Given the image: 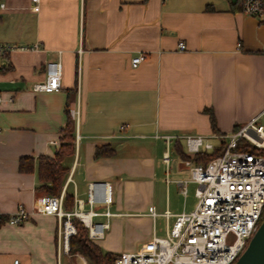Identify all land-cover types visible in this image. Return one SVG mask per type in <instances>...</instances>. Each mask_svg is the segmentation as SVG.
Returning <instances> with one entry per match:
<instances>
[{
  "label": "crops",
  "instance_id": "1",
  "mask_svg": "<svg viewBox=\"0 0 264 264\" xmlns=\"http://www.w3.org/2000/svg\"><path fill=\"white\" fill-rule=\"evenodd\" d=\"M4 2L0 43L39 45L8 50L1 61L0 264H90L62 249L58 217L39 209L47 193L36 188L37 157L55 155L68 114L75 149L60 193H73V207L89 181L107 180L114 194L113 214L93 215L109 222L94 240L120 253L166 235L178 213L195 208L187 199L195 182L186 193L178 184L198 151L186 135L213 142L264 115V23L243 0H38L37 10L34 0ZM56 58L61 87L34 89ZM21 156H33L34 169L21 171ZM19 206L29 217L9 223Z\"/></svg>",
  "mask_w": 264,
  "mask_h": 264
},
{
  "label": "built area",
  "instance_id": "2",
  "mask_svg": "<svg viewBox=\"0 0 264 264\" xmlns=\"http://www.w3.org/2000/svg\"><path fill=\"white\" fill-rule=\"evenodd\" d=\"M32 6L38 9V0ZM5 7L0 1V9ZM244 10L264 23V0H243ZM39 44L15 45L0 43V66L4 53L13 48H37ZM179 48L185 42H178ZM143 58L137 54L134 64ZM62 62L60 58L49 59L45 64V78L33 83L36 90L52 91L61 87ZM1 100V96H0ZM75 110L72 109V114ZM169 136H167L168 138ZM228 137L224 151L206 163L185 160L189 176L178 180L180 190L186 193L189 181L196 183L197 204L191 211L176 215L170 231L159 236L153 234L137 250L121 251L114 264H233L246 248L250 238L264 218V121L259 116L240 125ZM186 142L191 150L200 146L213 149V142L204 140L202 135L188 134ZM240 143L254 147L242 148ZM113 200L112 185L107 180L88 182L87 197L75 198L70 209L64 206V191L45 195L39 209L53 213L59 219V237L62 249L69 251V237L76 232L73 217H78L88 227L89 236L94 239L103 235L108 219L95 221L93 215L113 212L109 206ZM89 207H85V203ZM103 204L106 209L99 211L95 205ZM150 213L155 215L154 206ZM29 210L19 206L7 216L9 223H20L29 217ZM169 215V212L166 211ZM233 233V239L228 236ZM12 264H22L16 257Z\"/></svg>",
  "mask_w": 264,
  "mask_h": 264
},
{
  "label": "trees",
  "instance_id": "3",
  "mask_svg": "<svg viewBox=\"0 0 264 264\" xmlns=\"http://www.w3.org/2000/svg\"><path fill=\"white\" fill-rule=\"evenodd\" d=\"M1 1V0H0ZM5 54V53H4ZM7 68V65L1 63L0 69ZM210 113L213 129L219 131L217 118L212 108H206ZM75 123L70 114L67 116L66 125L62 128L61 144L56 150L54 156L41 154L37 157V177L38 184L36 188L43 190L47 194H59L68 172V166L65 164L67 156L73 154L75 149ZM242 148L254 149L247 143H240ZM226 147V141H222L220 145H216L211 151L201 149L193 154L195 162L206 163L212 158L221 154ZM103 153L101 147H97L96 155ZM33 156H21L19 159V169L21 171H29L34 169L35 161ZM73 205V193L69 190L64 194V206L70 209ZM76 232L69 237V250L78 251L87 257L90 264H114L118 252L104 249L99 243L89 236L88 227L76 216L73 217Z\"/></svg>",
  "mask_w": 264,
  "mask_h": 264
},
{
  "label": "water",
  "instance_id": "4",
  "mask_svg": "<svg viewBox=\"0 0 264 264\" xmlns=\"http://www.w3.org/2000/svg\"><path fill=\"white\" fill-rule=\"evenodd\" d=\"M233 264H264V218Z\"/></svg>",
  "mask_w": 264,
  "mask_h": 264
},
{
  "label": "rangeland",
  "instance_id": "5",
  "mask_svg": "<svg viewBox=\"0 0 264 264\" xmlns=\"http://www.w3.org/2000/svg\"><path fill=\"white\" fill-rule=\"evenodd\" d=\"M264 121V115H263V117L259 120V122H263ZM233 132V130H231V131H228L227 132V134H230V133H232ZM228 137H226V138H220V137H213V138H211V140L216 144V145H220V143H222V141L224 140V141H228ZM164 140V139H163ZM174 154H173V151H172V156H173ZM195 186H196V183H190L189 184V193H188V204H189V208L190 209H193L194 207H195V204H196V202H197V197L195 196V193H194V190H195ZM113 192V191H112ZM82 196H84V198L86 199V194L84 195H82ZM113 196H114V194H113ZM87 203V202H86ZM87 205V204H86ZM103 206H105V205H103ZM105 231V230H104ZM123 240H125V235L123 234ZM228 239L229 240H232L233 239V233H231L229 236H228ZM81 254V253H80ZM83 255V254H82Z\"/></svg>",
  "mask_w": 264,
  "mask_h": 264
}]
</instances>
